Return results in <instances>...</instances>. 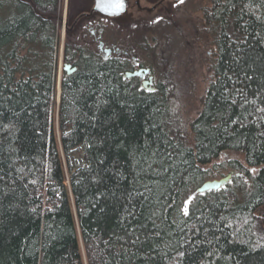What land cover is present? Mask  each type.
Wrapping results in <instances>:
<instances>
[{"label": "trees", "instance_id": "obj_1", "mask_svg": "<svg viewBox=\"0 0 264 264\" xmlns=\"http://www.w3.org/2000/svg\"><path fill=\"white\" fill-rule=\"evenodd\" d=\"M216 4L188 119L161 81L67 42L55 105L63 0H0V264H264V0Z\"/></svg>", "mask_w": 264, "mask_h": 264}, {"label": "rangeland", "instance_id": "obj_2", "mask_svg": "<svg viewBox=\"0 0 264 264\" xmlns=\"http://www.w3.org/2000/svg\"><path fill=\"white\" fill-rule=\"evenodd\" d=\"M134 1L130 2L125 16L119 19L94 16L90 24L88 20L75 22V19L90 11L93 0H73V16L67 15L66 0H63L54 103L58 105L61 93L59 83L65 42L99 51L96 44L91 43L93 38L103 33L109 37V42L120 45V51L125 52L129 59L149 68L155 85L161 81L166 89H171L175 99L180 100L181 110L191 119L200 108L197 98L204 93L212 78L208 62L214 60L218 33L214 31L216 23L213 17L217 0H182L170 4L168 12L162 7L151 12L141 11ZM157 1L140 0L139 3L142 8H151ZM104 49L109 48L105 46ZM143 86L148 87L149 84L146 82ZM228 173L237 176L234 171L224 175ZM254 231L264 238V213L255 215Z\"/></svg>", "mask_w": 264, "mask_h": 264}, {"label": "flooded vegetation", "instance_id": "obj_3", "mask_svg": "<svg viewBox=\"0 0 264 264\" xmlns=\"http://www.w3.org/2000/svg\"><path fill=\"white\" fill-rule=\"evenodd\" d=\"M131 1H133V0H126L125 12L119 17H116V18L105 17V16L100 15L99 13L92 12L91 11L92 8H91L88 13H81L75 19V22H77L80 19H85V20H88L90 22V24H91L92 20H94L93 19L94 16H99V17L105 18V19H119V18L125 16V14H127V10L129 8V6L131 5V3H130ZM139 1L140 0H135L134 1V5L139 7L141 11L151 12L152 10H155V9H157L159 7L167 9L170 4L173 5V4L178 3V2H180L182 0H158L157 3L155 5H153L151 8H146V7L142 8V7H140ZM167 12H168V9H167ZM199 21H201V20L199 19ZM69 31H71V30L69 29ZM108 40H109V37H107L106 35H103V33H100L98 37L93 38V41L91 43V44H96L97 49L100 52L96 51L93 48H90V47L89 48L92 49V51H94L96 54H99L104 59L119 58V59H122V60H126L127 63L129 64V69L124 74V78L128 79V80L134 79V78L138 79V81L140 83V89L148 91V92H154L156 90V85H155V82H154L153 75H151V70L149 68L143 67L142 64L138 65V62L136 63V61H133L132 59H129L125 52L120 51V45H117L116 43L111 42V41L109 42ZM105 46H107L109 49H104ZM84 47H87V46H84ZM139 70H143V71L144 70H148V73L147 74L143 73L142 77H138V76L127 77L126 76L128 73L132 74V73L137 72ZM144 82H147L149 84V86L148 87H144L143 86Z\"/></svg>", "mask_w": 264, "mask_h": 264}, {"label": "water", "instance_id": "obj_4", "mask_svg": "<svg viewBox=\"0 0 264 264\" xmlns=\"http://www.w3.org/2000/svg\"><path fill=\"white\" fill-rule=\"evenodd\" d=\"M126 0H93L92 12L99 13L105 17L116 18L125 12ZM63 70L67 75L76 71V67H71L69 64H63ZM143 73H148V70H139L132 74L128 73L126 76L142 77ZM146 83V82H144ZM59 102V101H58ZM233 173H228L219 179H211L204 181L195 192L189 197L188 202L194 198L195 195H203L208 192L219 191L223 189L232 180Z\"/></svg>", "mask_w": 264, "mask_h": 264}, {"label": "bare ground", "instance_id": "obj_5", "mask_svg": "<svg viewBox=\"0 0 264 264\" xmlns=\"http://www.w3.org/2000/svg\"><path fill=\"white\" fill-rule=\"evenodd\" d=\"M58 89V88H57ZM59 90V89H58ZM57 93H59V92H57ZM57 95V94H56ZM58 98V97H57ZM189 199V198H188ZM188 199H187V201H186V203H188Z\"/></svg>", "mask_w": 264, "mask_h": 264}]
</instances>
